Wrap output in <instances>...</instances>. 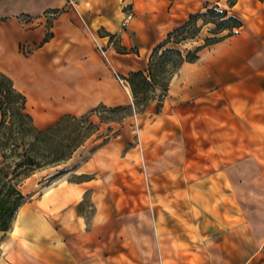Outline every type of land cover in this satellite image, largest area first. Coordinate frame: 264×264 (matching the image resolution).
<instances>
[{
    "label": "crops",
    "instance_id": "1",
    "mask_svg": "<svg viewBox=\"0 0 264 264\" xmlns=\"http://www.w3.org/2000/svg\"><path fill=\"white\" fill-rule=\"evenodd\" d=\"M206 2L209 0H0L1 59L5 64L12 56L18 60L22 48L44 50L52 45L56 32H72L83 45V55L86 56L82 60L85 71L79 72V78L87 76L85 80L93 83L91 89H85V97L90 99L89 106L127 105L129 101L119 90L114 73L126 76L133 71L144 72L151 49L183 23L189 14L204 9ZM54 10L60 12L54 14ZM127 13H131L128 20ZM110 35L119 36L120 42L115 48L132 52H116L109 40ZM231 37L204 47L196 61L181 65L170 81L160 109H153L155 115L150 128L156 135L153 138L154 151L149 148L152 144L145 142L148 139L141 140L140 145H143L145 153L144 167L155 161L151 160L155 154L158 159L170 163L168 172L180 165L183 179L213 173H219L225 179H231L235 173L240 174V178L254 177V182H239L246 202H239L238 221L226 228L219 238L188 248L180 245L178 234L167 233L158 220L153 223L158 226L153 235L147 230L150 223L136 228L134 222L120 216L117 207L116 215L106 224V227L110 226L109 249L107 241L103 240L104 223L96 221L87 229L77 207L88 193L95 199L97 189L103 183L109 193L108 184L119 173L137 166V144L133 140L122 139L120 134L96 148L91 158L75 173L91 177L59 182L43 191L38 200L19 208L11 229L6 233L0 232V264H264V121L248 119L243 106L232 107L235 115L248 122L247 130L253 131L249 136L255 141L243 156L225 159L221 145L204 122L206 115L196 104L221 91V87L214 83L222 74L220 66L244 50V46L230 47L227 41ZM89 38L97 43L95 48L97 45L102 53L97 48L95 50ZM37 51L34 50L31 57ZM258 55L246 58L244 64L254 68L251 60L260 61ZM2 72L9 77L8 71ZM79 88L82 97L83 85ZM127 94H130L128 89ZM26 97L25 105L29 102ZM190 125L206 134V138L200 141L207 154L204 156L191 151L189 155L192 160L208 167L201 173L195 168H184L188 157L186 149L182 152L184 159L178 160V128L183 131ZM248 163H255V169L250 170L251 175L243 169ZM234 166L239 169H233ZM250 193L255 197H250ZM94 207L96 210L102 208L96 202ZM106 237L109 239V234ZM6 242L8 247L4 249ZM167 258L171 262L165 263Z\"/></svg>",
    "mask_w": 264,
    "mask_h": 264
},
{
    "label": "rangeland",
    "instance_id": "2",
    "mask_svg": "<svg viewBox=\"0 0 264 264\" xmlns=\"http://www.w3.org/2000/svg\"><path fill=\"white\" fill-rule=\"evenodd\" d=\"M207 4L217 5L219 10H228L229 15L235 16L242 22V28L233 29L232 37L229 36L231 38L226 40L230 47L244 46V50L241 51V54L223 62L221 68L219 67L222 74L215 79L214 83L221 87V91L196 103L197 107L206 115L204 122L208 130L216 142L221 145L222 156L225 159H236L246 154L249 146L255 140L249 136L253 131L247 130L248 122L235 115L232 107L237 109V107L243 106L246 108L245 112L248 119L264 121V0H237L232 8L227 6L226 0H209L206 2ZM188 16L184 21L187 20ZM197 25H201L200 20L197 21ZM212 27L211 24L202 26L195 38L178 44V49L182 54H185L187 50H193L196 46L203 44L205 37H213L209 31ZM226 33L227 31H224L217 37ZM166 35L160 42L166 38ZM123 38L127 43L125 34ZM88 40L95 48L97 43L90 38ZM109 40L114 48L120 42L119 36H112ZM168 46H173V44L169 43ZM37 48H27L26 50L22 48L18 60L12 56L7 64L2 62L0 52V72L4 74L3 70L8 71L13 86L24 93L26 99L28 96L29 102L25 105L26 112L31 115L34 126L41 130L54 124L64 114L77 117L87 114L89 120L97 125L98 131L73 153L66 164L38 171L22 181L19 188L22 194L28 197L26 203L38 200L43 191L59 182H73L79 178L91 177L77 176L75 173L82 163L91 158L96 148L121 134L122 139H130L137 144L135 150L137 166L127 172L119 173V176L108 184L109 193L106 192L103 183V186L98 187L95 199L88 193L79 201L77 207L78 212L84 217L87 229L96 221L104 223L103 240L107 241L108 248L111 245L110 226L106 227V224L110 223L111 218L116 215L117 207L120 216L129 219L130 223L134 222L136 228L141 227L143 223H145L144 226L150 223L151 229L147 230L153 235L158 229V226L153 223L158 220L165 226L163 228L167 233L178 234L180 245L188 248L202 246L209 240L219 238L226 228L238 221L239 202H246L244 191L239 188V182H254V177L242 176L240 178V174L235 173L231 179H225L221 174L213 173L195 179L192 177L183 179L180 165H178V169L173 167L168 172L167 168L170 163L158 159L154 156L155 154H152L151 157V160L155 161L144 167L143 154L145 153L140 142L143 139H148L145 142L151 143L149 148L154 151L155 141L153 138L156 135H154L150 125H152V119L155 115L153 109L155 107L157 111L160 109H157V102L162 99L163 94L160 89L155 91V100L149 103L143 112L124 118L120 122L100 123L98 111L106 118L115 116L103 112L98 107L100 104L92 107L88 104L90 99H86L85 93L87 94V92L85 89H91L93 83L85 80L87 76L79 78V72L82 74L85 71L82 60L86 56L83 55V45L78 40L77 35L60 30L56 32V37L49 48L38 51ZM96 48L102 53L101 48L97 45ZM34 50L37 51L38 55L34 54L31 57L30 54ZM115 50L120 53L132 52V50L128 51L125 48L123 51L118 48ZM256 53L262 60L255 61L256 63L251 60L254 68L246 66L244 64L246 58ZM116 74L122 79L128 75L123 76L115 72V79ZM175 74L169 79L166 78L169 80V84ZM81 85L84 89L83 98L79 92ZM118 85L121 93L128 99V104H131L132 96L128 84H126V89L120 82ZM127 89L130 94H127ZM179 96L180 89L178 86ZM106 107L109 108V106ZM242 124L245 125L243 128ZM203 138H206V134H201L193 125H190L189 128L185 127L183 131L178 128V160L184 159L182 152L185 149L188 151L185 169L195 168L200 173L207 171V166L197 163L189 156L191 151H196L199 155L204 156L207 154L204 152L200 141ZM127 148L123 150V153ZM144 160L146 162V159ZM254 164L248 163L243 168L247 170L248 175H251L250 170L255 169ZM232 168L239 169L238 166ZM248 195L255 197L253 193ZM94 202L102 208L96 210ZM247 203L251 204V202ZM107 234H109V239L106 237ZM171 244L174 248L173 241ZM3 247L7 249L8 242L3 244ZM164 262L169 263L171 259H164Z\"/></svg>",
    "mask_w": 264,
    "mask_h": 264
},
{
    "label": "trees",
    "instance_id": "3",
    "mask_svg": "<svg viewBox=\"0 0 264 264\" xmlns=\"http://www.w3.org/2000/svg\"><path fill=\"white\" fill-rule=\"evenodd\" d=\"M237 0H226L229 8ZM59 10L52 13L57 14ZM228 10H219L217 5H206L202 11L189 14L187 20L167 33L158 43L148 59L146 70L129 72L126 80L132 96V103L115 107H98L103 112L114 114L106 118L98 111L100 123L120 122L124 118L141 113L155 100L157 89L168 90L169 80L184 62H194L204 47L218 43L231 36L233 29L242 27V22L229 15ZM201 25H197V21ZM211 24L213 37H205L204 43L182 54L177 45L195 38L202 26ZM227 31L225 35L217 37ZM112 35H110V38ZM172 43L173 46H168ZM162 99L157 102L160 108ZM26 98L16 90L12 80L0 72V232H8L19 208L28 201L19 186L32 174L52 167L64 165L92 135L98 131L97 125L87 114L62 115L54 124L45 129H37L32 117L26 112ZM79 180H82L79 178ZM77 180V181H79Z\"/></svg>",
    "mask_w": 264,
    "mask_h": 264
},
{
    "label": "built area",
    "instance_id": "4",
    "mask_svg": "<svg viewBox=\"0 0 264 264\" xmlns=\"http://www.w3.org/2000/svg\"><path fill=\"white\" fill-rule=\"evenodd\" d=\"M130 17H131V13H128V15L126 16V20L129 19ZM115 76L118 82H120L123 85V87L126 89V84H127L126 81L120 78L117 74Z\"/></svg>",
    "mask_w": 264,
    "mask_h": 264
}]
</instances>
